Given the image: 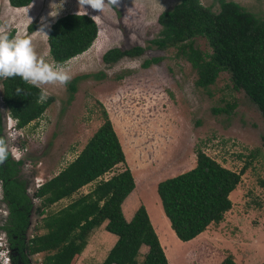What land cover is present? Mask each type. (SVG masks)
Returning a JSON list of instances; mask_svg holds the SVG:
<instances>
[{
	"label": "rangeland",
	"instance_id": "obj_1",
	"mask_svg": "<svg viewBox=\"0 0 264 264\" xmlns=\"http://www.w3.org/2000/svg\"><path fill=\"white\" fill-rule=\"evenodd\" d=\"M179 1L121 0L119 8L104 15L86 8L90 17H101L96 21L98 34L92 46L64 65L72 79L81 77L75 83L76 92L71 95L68 85L45 86L52 103L38 120L23 129L16 128L19 136L15 142L9 138L5 123L2 125L9 150L17 147L21 161L18 177L25 183L26 194L34 205L27 238L44 233L41 224L45 216L95 186H85L71 198L48 207H41L33 197L41 184L82 151L103 124L104 108L122 144L126 166L135 179L133 192L122 204L124 218L129 222L133 210L140 205L145 207L169 264H220L228 255L235 264H264V118L243 91L233 89L230 74L220 73L212 86L199 88L196 72L178 56L176 49L161 51L150 46L149 42L160 32L158 16ZM225 1L239 4L256 17H264V0ZM200 2L215 13L219 10V0ZM52 11L56 17L50 16ZM77 11L78 0H34L22 10L0 0V27L10 36L17 32L31 36L27 31L29 24L35 22L38 30L42 18L51 26L57 18ZM48 30L45 29L47 34ZM34 43L37 52L52 63L47 41L36 37ZM193 45L202 53L211 52L203 38H195ZM134 46L144 48L145 52L114 64L102 62L107 50ZM152 58L161 61L143 68L142 63ZM3 105L0 79V110L6 118L9 114ZM198 151L231 171H245L229 197L232 207L222 221L210 225L193 241L181 242L170 232L156 188L159 182L194 168ZM123 169L118 165L104 177L108 179ZM4 206L0 198V227L4 225ZM104 226L90 234L74 264L103 262L116 241ZM146 253L147 248L142 247L138 264ZM43 257L44 254L30 256L29 261L40 264Z\"/></svg>",
	"mask_w": 264,
	"mask_h": 264
},
{
	"label": "trees",
	"instance_id": "obj_2",
	"mask_svg": "<svg viewBox=\"0 0 264 264\" xmlns=\"http://www.w3.org/2000/svg\"><path fill=\"white\" fill-rule=\"evenodd\" d=\"M33 1L7 0L14 9L28 8ZM96 23L89 15L78 17L76 13L57 18L48 30L51 62L65 65L85 53L97 38ZM157 23L160 32L149 42L150 46L161 51L176 49L178 56L196 72L199 88L212 86L220 73L230 74L233 89L243 91L264 118V17H256L232 1L219 0V10L215 13L200 0H180L162 12ZM36 28L33 22L27 31L32 33ZM195 38L205 39L211 52L196 49ZM144 52L139 46L124 50L113 48L102 55V62L114 64ZM160 61V58L145 60L142 67L148 68ZM80 78L75 77L68 84L71 95L76 92L75 83ZM1 86L4 107L15 120L17 129L38 120L53 101L49 97L46 102L38 103L41 89L24 83L19 77L1 79ZM17 89L22 91L18 93ZM102 115L103 124L82 151L33 194L41 207H48L71 198L95 182L90 191L45 216L41 224L44 233L27 239L25 236L33 204L26 194L25 183L17 179L21 161L15 162L9 156L0 166L3 200L10 217L5 230L11 242L13 264H31L29 257L38 254H44L40 264H74L90 234L103 224L116 241L101 264H138L142 247L147 248V253L141 264H169L145 207L140 205L129 222L124 218L122 204L133 192L135 179L126 166L122 144L104 108ZM0 136L4 137L1 112ZM118 165L124 169L107 180L98 181ZM244 171H231L198 151L194 168L157 184L162 211L179 241H193L210 225L222 221L232 207L229 197ZM220 264L235 262L228 255Z\"/></svg>",
	"mask_w": 264,
	"mask_h": 264
},
{
	"label": "clouds",
	"instance_id": "obj_3",
	"mask_svg": "<svg viewBox=\"0 0 264 264\" xmlns=\"http://www.w3.org/2000/svg\"><path fill=\"white\" fill-rule=\"evenodd\" d=\"M120 4L121 0H78L79 11L76 15L78 17L89 15L86 8L104 15L119 8ZM50 16L56 17L53 11ZM100 17L101 15H92L90 18L96 22ZM30 21L32 22L31 19ZM46 28H50V25L44 18L41 19L38 30L32 32L31 36L25 37L19 32L15 36H10L4 27H0V79L19 77L24 83L41 89L38 103L46 102L48 98L45 86L66 87L72 80L69 70L63 64L49 63L37 52L34 39L42 37L47 41L49 36ZM20 91L22 90L17 89L18 93ZM10 155L16 156L15 149L10 152L8 141L0 136V166L8 161ZM0 258L4 259V264H10L5 253H0Z\"/></svg>",
	"mask_w": 264,
	"mask_h": 264
},
{
	"label": "flooded vegetation",
	"instance_id": "obj_4",
	"mask_svg": "<svg viewBox=\"0 0 264 264\" xmlns=\"http://www.w3.org/2000/svg\"><path fill=\"white\" fill-rule=\"evenodd\" d=\"M11 156V155H10ZM14 160V159H13ZM15 161V160H14ZM16 162V161H15ZM18 162V161H17ZM19 172H18V175H17V179L19 180V181H21L20 179H19ZM25 189H26V187H25ZM0 198H1V200L3 201V204L5 205L4 207L6 208V211L4 212V225H1V227H0V235L2 236V239H3V242H4V247H5V249H6V251H7V253H8V257H9V261H10V264H13L12 263V259H11V250H12V248H11V242L9 241V238H8V236H7V232H6V230H5V227L6 226H8L9 225V221H10V217H9V210H8V208H7V206H6V203L4 202V200H3V190H2V182L0 181ZM26 236V235H25ZM26 239H27V236H26Z\"/></svg>",
	"mask_w": 264,
	"mask_h": 264
},
{
	"label": "built area",
	"instance_id": "obj_5",
	"mask_svg": "<svg viewBox=\"0 0 264 264\" xmlns=\"http://www.w3.org/2000/svg\"><path fill=\"white\" fill-rule=\"evenodd\" d=\"M5 126H6L7 130L9 131V138H11L12 142H15L18 139L19 135L17 134V131H16V122L9 115H6ZM12 149H15V151H16V156L14 158L16 160H19V158L17 157V156H19V154L17 152V147L14 148L12 146ZM12 149H10V150H12ZM0 253H5L6 257L9 259L8 253H7V251H6L5 247H4V242H3V239H2L1 235H0ZM0 264H4V259L3 258H0Z\"/></svg>",
	"mask_w": 264,
	"mask_h": 264
},
{
	"label": "crops",
	"instance_id": "obj_6",
	"mask_svg": "<svg viewBox=\"0 0 264 264\" xmlns=\"http://www.w3.org/2000/svg\"><path fill=\"white\" fill-rule=\"evenodd\" d=\"M105 176V175H104ZM101 177V178H99L98 179V181H100V180H107V178H105V177ZM92 184H95V182L94 183H92ZM92 184H89V185H92ZM89 185H87V186H89ZM85 188V187H84ZM88 192V191H87ZM87 192H85V193H87ZM84 193V194H85ZM139 205V204H138ZM139 207V206H138ZM137 209H135V210H133V211H136ZM148 214V213H147ZM165 216V215H164ZM166 218V217H165ZM150 219V218H149ZM166 220H167V218H166ZM168 221V220H167ZM168 225H169V222H168ZM169 229V228H168ZM169 230H171V229H169ZM171 233H172V235H173V237L176 239V240H178L177 239V237L175 236V234H174V232L171 230L170 231ZM155 233L157 234V237H158V239H159V242H160V244H161V246L163 247V244H162V241H161V239H160V237H159V235H158V232H157V230L155 229ZM179 241V240H178ZM39 255V254H38Z\"/></svg>",
	"mask_w": 264,
	"mask_h": 264
},
{
	"label": "water",
	"instance_id": "obj_7",
	"mask_svg": "<svg viewBox=\"0 0 264 264\" xmlns=\"http://www.w3.org/2000/svg\"><path fill=\"white\" fill-rule=\"evenodd\" d=\"M3 107H4V105H3ZM4 109H5V107H4ZM0 112L2 113L1 110H0ZM2 121H3V122H2V125H3V127H4L5 118H4L3 116H2ZM11 158H12V157H11ZM13 158H14V157H13ZM13 158H12V159H13ZM14 159H15V158H14ZM15 161H18V160L15 159ZM29 198H30V197H29ZM32 204H33V203H32ZM33 206H34V205H33ZM32 209H33V207H32ZM32 209H31V212H32ZM29 218H30V216H29ZM29 224H30V222H29ZM28 227H29V226H28Z\"/></svg>",
	"mask_w": 264,
	"mask_h": 264
},
{
	"label": "bare ground",
	"instance_id": "obj_8",
	"mask_svg": "<svg viewBox=\"0 0 264 264\" xmlns=\"http://www.w3.org/2000/svg\"><path fill=\"white\" fill-rule=\"evenodd\" d=\"M25 9V8H24ZM17 10H22V9H17Z\"/></svg>",
	"mask_w": 264,
	"mask_h": 264
}]
</instances>
